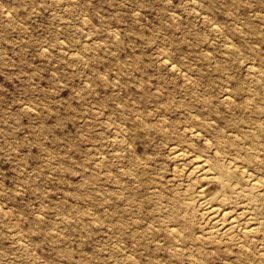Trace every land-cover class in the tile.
<instances>
[{
  "label": "rangeland",
  "instance_id": "374dc122",
  "mask_svg": "<svg viewBox=\"0 0 264 264\" xmlns=\"http://www.w3.org/2000/svg\"><path fill=\"white\" fill-rule=\"evenodd\" d=\"M0 264H264V0H0Z\"/></svg>",
  "mask_w": 264,
  "mask_h": 264
},
{
  "label": "bare ground",
  "instance_id": "6f19581e",
  "mask_svg": "<svg viewBox=\"0 0 264 264\" xmlns=\"http://www.w3.org/2000/svg\"><path fill=\"white\" fill-rule=\"evenodd\" d=\"M191 135L199 136V131H194L193 130L191 132ZM231 141L233 142V140H231ZM193 151L185 150V149H182V148H178L177 146L176 147L172 146V154H173V157L175 159H178V160L179 159H183V160L184 159H187V160L189 159V161H190V165L191 166H190V171L189 172L195 174V177L198 180L197 183H199L198 186H197L198 187V189H197V191H198V206L200 207L202 213L206 217V222H207V225H209L208 227L210 228V232L214 233L213 235L216 234L215 236L224 235V234L226 235L227 233H230L233 229H235L238 226V223H237V221L235 219L234 210L231 209V207L228 205L227 197H226V193L230 190V186L228 185L226 180H227V176L232 174V170L228 166L225 165V166L221 167L222 168L221 172L213 171V170H216V168L214 167L215 168L214 169L213 168L214 165L212 164L213 165L212 166L210 164V162L205 158L206 155L204 156V154H203V156H202V155H199L197 153V151H196V153L193 152ZM209 157H207V158H209ZM247 159H250V157H248ZM209 160H211V159H209ZM215 162H218V161H215ZM219 164H222V163H219ZM172 165H175V164H172ZM218 167H219V165H218ZM231 167H233V166H231ZM244 168H245V166H244ZM234 172H236V170H234ZM237 172H239L243 177H246L248 179V181L251 184L250 187L252 189L258 187V185H259L258 184L259 183L258 180L254 179L255 177L252 178L251 175L249 174V171L247 172L246 170H242L241 169V171L239 170ZM237 175H239V174H237ZM215 181L216 182L220 181L222 183V185L216 191L214 190L215 192L212 191V194H210L208 192V190H207V187L209 185H211L212 183H215ZM217 184H218V182H217ZM214 186H217V185H214ZM214 189H216V188H214ZM252 219L253 218L248 217L247 220H246L247 221V225H246V228H245V234L246 235L252 234V232H254V229L256 228L254 226L255 223L252 221ZM171 227H173V226H171ZM21 242H23V241H21ZM238 244H239V242H238Z\"/></svg>",
  "mask_w": 264,
  "mask_h": 264
}]
</instances>
